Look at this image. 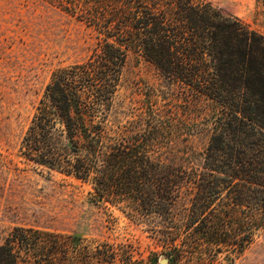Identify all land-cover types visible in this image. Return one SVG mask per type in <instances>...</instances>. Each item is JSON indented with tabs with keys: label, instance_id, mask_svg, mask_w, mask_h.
<instances>
[{
	"label": "trees",
	"instance_id": "trees-1",
	"mask_svg": "<svg viewBox=\"0 0 264 264\" xmlns=\"http://www.w3.org/2000/svg\"><path fill=\"white\" fill-rule=\"evenodd\" d=\"M50 1L95 41L84 59L52 70L17 154L89 183L95 203L122 202L166 254L241 253L264 229V35L209 0ZM131 54L185 92L189 113L205 111L202 151L173 142L180 120L168 109L110 120ZM121 249L16 225L0 264H115Z\"/></svg>",
	"mask_w": 264,
	"mask_h": 264
},
{
	"label": "rangeland",
	"instance_id": "rangeland-1",
	"mask_svg": "<svg viewBox=\"0 0 264 264\" xmlns=\"http://www.w3.org/2000/svg\"><path fill=\"white\" fill-rule=\"evenodd\" d=\"M209 1L264 35V0ZM94 41L93 31L50 0H0V241L13 226L33 225L73 232L92 248L102 242L121 246L115 264H264V229L238 254L226 248L166 254L147 224L128 218L122 202L95 203L89 183L17 154L52 70L84 59ZM184 96L152 63L131 54L109 118L131 120L146 106L168 109L180 120L173 142L200 152L210 133L205 111L189 113ZM182 204L189 205L185 199Z\"/></svg>",
	"mask_w": 264,
	"mask_h": 264
},
{
	"label": "water",
	"instance_id": "water-1",
	"mask_svg": "<svg viewBox=\"0 0 264 264\" xmlns=\"http://www.w3.org/2000/svg\"><path fill=\"white\" fill-rule=\"evenodd\" d=\"M165 261V259H160V263H164Z\"/></svg>",
	"mask_w": 264,
	"mask_h": 264
}]
</instances>
